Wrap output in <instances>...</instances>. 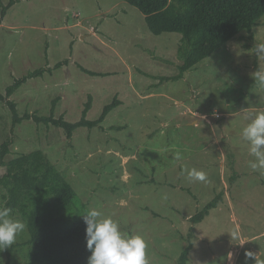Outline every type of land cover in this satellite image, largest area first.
<instances>
[{"label": "rangeland", "instance_id": "374dc122", "mask_svg": "<svg viewBox=\"0 0 264 264\" xmlns=\"http://www.w3.org/2000/svg\"><path fill=\"white\" fill-rule=\"evenodd\" d=\"M10 2L0 0V93L48 69L10 97L19 114L53 111L75 122L92 96L87 118L94 120L115 98L121 103L100 126L80 127L69 138L52 123L14 126L12 108L0 100L7 161L44 151L83 204L145 238L150 264H177L192 230L187 264H256L257 256L264 262V171L248 166L254 157L241 138L242 128L264 110V86L253 77L264 66L255 55L256 43L264 42V16L253 31H242L174 79L182 35L154 34L145 14L126 0H14L5 9ZM192 168L206 180H190ZM222 191L219 205L193 223ZM4 193L0 189V204ZM12 216L26 224L17 211ZM29 238L26 225L11 264L28 261ZM7 257L0 250V262Z\"/></svg>", "mask_w": 264, "mask_h": 264}, {"label": "trees", "instance_id": "16d2710c", "mask_svg": "<svg viewBox=\"0 0 264 264\" xmlns=\"http://www.w3.org/2000/svg\"><path fill=\"white\" fill-rule=\"evenodd\" d=\"M143 14L148 28L154 34L177 32L182 35L179 57L180 72L174 79L194 68L202 60L239 35L242 31H253L264 16V0H126ZM14 0L5 6L8 9ZM4 9V10H5ZM59 62L57 67L61 66ZM90 75H100L81 66ZM48 69L39 68L16 79L0 100L7 101L13 111V125L24 120L54 124L61 127L72 138L80 127L100 126L108 114L121 103L117 98L106 105L101 115L94 120L87 118L92 106L89 96L82 117L70 122L63 116L25 112L19 114L16 104L10 99L13 93L29 78L43 75ZM10 143L0 147V189H5L0 207L17 211L26 222L33 245V252L24 264H88L91 255L87 249L86 223L83 214L88 206L80 199L74 186L42 150L21 154L7 161ZM220 192L200 211L191 217L193 223L203 221L210 211L223 199ZM75 211V218L64 214ZM193 230L188 243L178 258L177 264H187L194 247ZM18 244L5 249L8 257L0 264H11L13 251Z\"/></svg>", "mask_w": 264, "mask_h": 264}, {"label": "clouds", "instance_id": "9594fccd", "mask_svg": "<svg viewBox=\"0 0 264 264\" xmlns=\"http://www.w3.org/2000/svg\"><path fill=\"white\" fill-rule=\"evenodd\" d=\"M255 55L264 59V42L256 43ZM255 82L264 86V66L253 73ZM241 138L246 143L248 153L254 157L248 166L254 170L264 171V110L258 111L254 118L242 128ZM181 160L180 152L175 154ZM188 178L193 181H205L206 173L192 168L187 170ZM86 223L87 249L91 255L88 264H150L147 257V241L139 234L126 233L120 228L119 221L111 215H105L96 209H87L82 215ZM26 224L12 216V209L0 207V250L8 249L15 243L16 237L23 232ZM236 238V232L230 233ZM247 257L254 254L248 252ZM256 264H264L255 257Z\"/></svg>", "mask_w": 264, "mask_h": 264}]
</instances>
